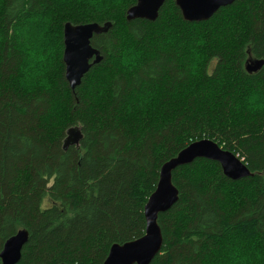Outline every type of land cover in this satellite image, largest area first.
Instances as JSON below:
<instances>
[{
    "label": "trees",
    "instance_id": "1",
    "mask_svg": "<svg viewBox=\"0 0 264 264\" xmlns=\"http://www.w3.org/2000/svg\"><path fill=\"white\" fill-rule=\"evenodd\" d=\"M136 3L0 0V255L25 230L18 264H103L113 245L145 234L162 167L202 139L252 176L232 181L207 159L176 169L179 200L159 215L163 246L151 264H238L264 252V114L235 109L264 84V65L246 69L264 61V0H236L203 22H186L175 0L154 22L128 21ZM36 22L46 27L43 60L26 92L22 37ZM67 23L112 24L91 40L103 59L75 90L63 61ZM127 48L141 53L132 71L119 65ZM71 128L83 138L64 150Z\"/></svg>",
    "mask_w": 264,
    "mask_h": 264
},
{
    "label": "water",
    "instance_id": "2",
    "mask_svg": "<svg viewBox=\"0 0 264 264\" xmlns=\"http://www.w3.org/2000/svg\"><path fill=\"white\" fill-rule=\"evenodd\" d=\"M166 0H137L135 6L127 11V20L136 19L154 22L158 19ZM186 22H203L210 20L221 8L233 4L236 0H175ZM111 23H97L64 26V56L66 79L72 90L81 85L83 77L92 66L99 64L103 57L99 50L91 45L95 35L106 34ZM264 61L248 62L249 73L257 72ZM83 135L79 128H71L64 141V150L71 146H79ZM198 159H207L218 163L224 175L238 181L252 176L243 161L233 152L224 150L213 140L202 139L191 143L161 169L160 180L156 191L150 196L145 206V234L123 245L115 244L103 264H151L163 246V235L158 224L160 214L170 210L179 200V192L173 184V172L182 166L192 164ZM29 240L27 231H19L8 239L1 252L2 264H18L24 246Z\"/></svg>",
    "mask_w": 264,
    "mask_h": 264
},
{
    "label": "clouds",
    "instance_id": "3",
    "mask_svg": "<svg viewBox=\"0 0 264 264\" xmlns=\"http://www.w3.org/2000/svg\"><path fill=\"white\" fill-rule=\"evenodd\" d=\"M141 53L133 48L124 49L120 53L119 65L122 70L132 71L138 66ZM19 86L26 92H30L35 85L29 76L19 81ZM39 87L47 89L50 84L46 80L39 81ZM236 111L243 110L248 114H264V84H256L248 88L236 101ZM238 264H264V252L256 251L253 257H234Z\"/></svg>",
    "mask_w": 264,
    "mask_h": 264
},
{
    "label": "rangeland",
    "instance_id": "4",
    "mask_svg": "<svg viewBox=\"0 0 264 264\" xmlns=\"http://www.w3.org/2000/svg\"><path fill=\"white\" fill-rule=\"evenodd\" d=\"M32 24L33 25H30V28L25 31L27 32V34L22 37L28 43V48L30 50L28 52L29 55L27 60L28 68L24 70V72L22 73V77L24 78L26 76H29L31 80H36L40 73L37 72L38 75L35 76L34 72L31 73V71H33L34 69H36L37 71V68H39L38 63L43 60L41 52L38 51H41L42 49L41 45L43 44L44 36H46V27L40 26V24L37 22ZM36 48L40 49L36 50Z\"/></svg>",
    "mask_w": 264,
    "mask_h": 264
}]
</instances>
